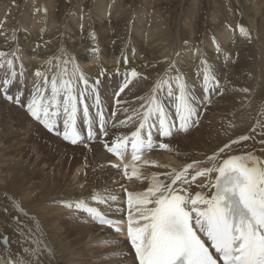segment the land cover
Returning a JSON list of instances; mask_svg holds the SVG:
<instances>
[{
	"label": "bare ground",
	"instance_id": "6f19581e",
	"mask_svg": "<svg viewBox=\"0 0 264 264\" xmlns=\"http://www.w3.org/2000/svg\"><path fill=\"white\" fill-rule=\"evenodd\" d=\"M58 1L0 0V79L12 71L19 74L21 65L27 90L43 85L36 71L45 73L48 85L56 76L76 82L82 74L89 78L90 85L99 79L98 92H104L107 102L113 100L112 117L116 120L104 141L90 143L88 150L81 149L83 153L59 139L62 146L51 154L61 162L37 152L34 162L42 165L40 170L32 169L30 161V166L16 161L12 157L16 150H8L13 146L0 145V257L10 258L11 253L27 258L31 253L23 247L36 248L40 240L45 264H99L103 259L105 264H133L127 260L129 247L124 240L96 225L75 204L88 201L110 213L127 192L146 191L153 175L169 182L165 174L183 170L189 163L212 166L233 154H255L264 163L262 130L258 126L264 120V0H182L181 12L172 9L171 13L157 0ZM93 46L98 49L95 55L91 54ZM203 57L216 78V86L209 85L215 89L206 91V95L202 91ZM10 60L12 65L8 64ZM169 62L179 70L200 114L203 110L199 123L184 134L162 141L168 149L154 151L119 171L102 146L136 127L137 112L146 110L138 98L147 95L161 77H175ZM133 68L140 76H131ZM125 73L128 87L119 97H110L109 88L119 87ZM165 88L158 95L169 107L179 90L176 87L172 99L165 91L162 96ZM116 99L125 103L117 105ZM21 108L0 95V110L24 120L25 129L32 125L42 131L50 145L57 137ZM124 108L129 111L124 112ZM125 120L127 123H120ZM244 135L251 138L241 141ZM233 141L217 160H209L225 143ZM66 154L74 155L71 172L59 173ZM50 166H55L59 174L46 172ZM203 183L204 177L197 178L190 192L194 195L200 190L197 185ZM203 191L207 193L208 189ZM110 195L117 200L110 202ZM100 199L105 202L99 203ZM66 202L72 206H66ZM16 216L18 223H10Z\"/></svg>",
	"mask_w": 264,
	"mask_h": 264
},
{
	"label": "snow or ice",
	"instance_id": "6c2138e0",
	"mask_svg": "<svg viewBox=\"0 0 264 264\" xmlns=\"http://www.w3.org/2000/svg\"><path fill=\"white\" fill-rule=\"evenodd\" d=\"M216 47L219 51L218 44ZM97 51L96 46L91 48L92 55ZM8 64L12 65V61H8ZM200 65L203 68L202 90L211 91L209 85L216 86V78L206 57L201 59ZM169 69L176 73L174 78L161 77L147 95L138 98L141 108L146 110L137 112L139 127L131 133L134 153L145 146L142 130L147 129L148 148L154 144L153 127L160 137L166 138L173 134L174 124L170 116L179 120L177 131L187 130L199 123V109L190 98L186 82L171 62ZM130 74L132 77L140 76L134 68ZM35 76L43 78V85L25 89L21 65L19 74L12 71L7 78L0 79V95L25 108L50 133L73 145L107 136L106 114L98 95L99 79L90 85L89 78L82 74L76 78V82L52 77L51 95L48 96L45 73L36 71ZM165 86L168 96H173L176 87L179 90L173 113H169L159 99L158 93ZM127 87L128 76L125 73L114 95L119 97ZM90 98L93 104L87 103ZM115 103L121 105L125 102L116 99ZM93 107L95 113L90 111ZM123 111L129 109L124 108ZM153 114L155 120L152 119ZM120 123H127V120ZM258 126L262 130L260 143L264 145V122H258ZM85 129L86 134H83ZM250 138L244 135L239 139L247 141ZM113 143L116 147H109L108 150L119 154L128 140L118 137ZM231 143L234 141L225 143L209 160H217L231 147ZM158 147L168 149L169 145L160 142ZM133 158L140 159L135 155ZM132 171L135 175V166ZM165 175L169 182L153 175L146 191L126 193L127 238L133 250L134 264H264V163L260 157L255 154L230 155L222 163L206 167H201L199 162L189 163L183 170ZM197 177H204L205 183L197 185L200 190L193 195L190 186ZM203 189H208V192L205 193ZM92 198L97 199L96 195ZM108 199L116 201L117 197L110 195ZM98 202L105 201L100 199ZM66 206L71 207L72 204L66 202ZM75 206L101 224L112 226L119 223L95 207H86L83 201L76 202ZM115 230L121 231L119 227ZM40 244L41 241L37 240L36 248L25 249L31 253L29 257L17 258L10 253V258L0 257V264H45V253L39 247Z\"/></svg>",
	"mask_w": 264,
	"mask_h": 264
},
{
	"label": "rangeland",
	"instance_id": "374dc122",
	"mask_svg": "<svg viewBox=\"0 0 264 264\" xmlns=\"http://www.w3.org/2000/svg\"><path fill=\"white\" fill-rule=\"evenodd\" d=\"M15 1H19V0H15ZM62 1H64V0H59L58 2L59 3H61ZM157 1H159V2H162V3H164L166 6H164V7H166V11L167 12H169V13H171L172 11H177V12H181V6H182V4L184 3V1H182V0H157ZM207 1V0H206ZM182 2V3H181ZM206 3V6H207V2H205ZM178 4V5H177ZM202 5L204 6V4L202 3ZM205 7V6H204ZM206 8V7H205ZM204 8V9H205ZM172 9H174V10H172ZM65 11V10H64ZM205 15H207L206 13H205ZM204 15V16H205ZM201 17H202V15H201ZM203 19V18H202ZM202 22V21H201ZM204 22V21H203ZM58 76H56V78H57ZM212 89H215L214 87L212 88ZM118 90V87H114V88H109V96L110 97H115V92ZM164 91H165V95L167 94V88H165V90H161V93H162V96H165V95H163V93H164ZM203 91V93L206 95V91L205 90H202ZM46 92H48V96H50L51 95V92H50V85H48V87H47V91ZM99 93V95L101 96V100L103 101V106L105 107V108H107V110H108V112L112 115V109H111V107L113 106V100H111L110 99V102H107L106 100H105V98H104V92H98ZM172 97V99H173V96H171ZM165 102V104H166V107H168V103L166 102V101H164ZM19 106V105H18ZM196 106V105H195ZM197 107V106H196ZM198 108V107H197ZM21 110H23V108H21ZM23 111H25V110H23ZM202 112H203V110H202ZM202 112H201V114L199 115V117H201L202 116ZM199 113H200V111H199ZM2 114H4V112L2 111V110H0V128L4 131V137L3 136H1L0 135V137H2V138H0V141H1V143L2 144H0L1 146L2 145H4L5 146V148L6 147H8V146H13L12 148H8V150L9 149H15L16 150V152H14L13 153V158H14V156L16 157V161H19V160H21V161H19V162H24L23 164L24 165H29L30 166V163H31V168L32 169H42V165L41 164H37V162H34L36 159H37V156L36 155H38L37 154V152L39 153V155L40 156H42V155H47V154H49L50 155V157H49V159H52L53 160V158H55L54 157V155L53 154H51V151H53V150H56L55 148H57V146L58 145H60V146H62L61 144H60V142H59V138L57 137H55L56 139H52L53 140V142H51V144L49 145L46 141H48V138H46L45 136H43V133H42V131H40L39 129H37L36 127H34V126H32V125H30L29 126V129H25V127H27V125H26V122L24 121V120H21V119H19V118H17L15 115H13L12 113H10V114H4L3 116H2ZM8 115V116H7ZM6 117V118H5ZM4 118V119H3ZM113 118V120H116L114 117H112ZM8 119V120H7ZM10 119V120H9ZM15 119V120H14ZM18 119V120H17ZM17 121V122H16ZM262 122H264V120L262 121ZM4 124H5V126H4ZM8 124V125H7ZM15 125V126H14ZM6 127V128H5ZM32 127V128H31ZM34 128V129H33ZM7 129V130H6ZM31 130V131H30ZM36 130V131H35ZM38 130V131H37ZM22 131V132H21ZM27 131H29V132H27ZM18 132V133H17ZM22 133V134H21ZM36 134V135H35ZM17 135L20 137H17ZM23 138H22V137ZM34 136V137H33ZM16 139H15V138ZM22 138V139H21ZM6 139H7V141H6ZM25 139V140H24ZM15 140V141H14ZM24 140V141H23ZM46 140V141H45ZM57 140V141H56ZM15 142V143H14ZM43 143V144H42ZM58 143V144H57ZM29 144H30V147H29ZM23 145V146H22ZM89 145L90 144H86L85 146H77V148L79 149V151L78 152H82L83 153V149H86V150H88L87 149V147H89ZM18 146V147H17ZM33 148L35 149V150H33ZM46 148V149H45ZM53 148V149H52ZM28 149V150H27ZM82 149V150H81ZM32 151V153L30 152V151ZM37 150H39V151H37ZM47 150V151H46ZM7 151V150H6ZM40 151H41V153H40ZM42 151H44L43 153H42ZM8 152V151H7ZM30 152V153H29ZM34 152V153H33ZM36 152V153H35ZM46 152H48V153H46ZM73 152H76V151H72V153ZM16 154V155H15ZM20 156H22V154H23V156L22 157H19V155ZM24 154H25V156H24ZM30 155H31V157H30ZM80 155V154H79ZM71 156V158H69ZM74 155L72 154H70V155H68V154H66V155H64V158H65V161L63 162V164H62V166H61V168L62 169H60V172L59 173H67V174H69V172H71V167L73 166L72 164H71V162H73V157ZM26 159H25V158ZM29 157V160L27 161V158ZM36 157V158H35ZM25 161H24V160ZM32 159V160H31ZM60 161L61 162V159L59 158H55V161ZM72 160V161H71ZM29 161H30V163H29ZM34 162V163H32V162ZM27 164H26V163ZM65 162H69L68 164H66ZM35 165H37V167H35ZM66 165V166H65ZM72 165V166H71ZM63 166H65V167H63ZM39 167V168H38ZM66 168V169H65ZM39 169V170H40ZM56 168H55V166H50V168H47V169H45V171L47 172V171H49V172H53V173H58V170H55ZM57 169H58V167H57ZM38 171V170H37ZM55 171V172H54ZM48 172V173H49ZM58 173V174H59ZM110 202H111V200H109ZM109 201L107 202V203H109ZM90 202H88V201H84V204H89ZM100 207V206H99ZM101 208V207H100ZM78 210V209H77ZM83 214L84 215H86L84 212H83ZM87 216V215H86ZM17 217V219L19 218V216H16ZM12 218V217H11ZM72 217H70V219H71ZM69 219V220H70ZM12 221V222H11ZM10 223H14V224H16V223H18V220H17V222L16 221H14L13 219H11L10 220ZM110 231V230H109ZM116 235V234H115ZM3 237V236H2ZM7 237L9 238V235L7 234ZM10 247V246H9ZM28 248V246H24L23 247V249H27ZM96 250V249H95ZM98 250V249H97ZM111 255V254H110ZM125 255L126 256H128V254H126V252H125ZM112 256V255H111ZM117 257V256H116ZM127 260H130V262L131 263H133L134 264V262H133V255L131 254V252H130V249H129V256H128V259ZM118 262H120L119 260H118ZM99 263V262H98ZM99 264H105V262H104V259L103 260H101L100 261V263ZM107 264H111V263H107ZM122 264H128V263H122Z\"/></svg>",
	"mask_w": 264,
	"mask_h": 264
},
{
	"label": "water",
	"instance_id": "95a60500",
	"mask_svg": "<svg viewBox=\"0 0 264 264\" xmlns=\"http://www.w3.org/2000/svg\"><path fill=\"white\" fill-rule=\"evenodd\" d=\"M4 242H5V240H4Z\"/></svg>",
	"mask_w": 264,
	"mask_h": 264
}]
</instances>
